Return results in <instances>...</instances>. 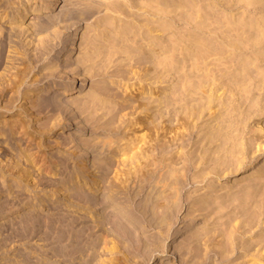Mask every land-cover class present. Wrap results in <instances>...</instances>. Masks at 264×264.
<instances>
[{"label": "rangeland", "instance_id": "obj_1", "mask_svg": "<svg viewBox=\"0 0 264 264\" xmlns=\"http://www.w3.org/2000/svg\"><path fill=\"white\" fill-rule=\"evenodd\" d=\"M52 1L0 0V264H264L263 243L255 244L264 239V214L260 223L244 225L249 219L245 213L253 212L264 199V89L259 90L256 82L248 90L243 83L235 89L232 113V105L228 106L230 79L240 78L244 66L252 73L263 71L264 78V60H256L264 45L245 54L227 51L210 61L214 66L236 57L244 60L239 68L230 69V76L218 78V86L208 84L205 95L213 102L185 126L177 122L173 105H163L162 117L158 114L159 88L169 98L175 89L177 77L172 71L157 82L156 71L147 63L149 74L142 76L141 87L136 78L123 79L116 66V71L111 68L92 78L87 75L89 66H76L93 41L100 46L110 35L125 34L123 28L128 39L138 43L146 34L142 44L146 52L157 37L168 44L175 27L164 33L160 27L171 22L181 27L191 2L214 15H232L233 26L251 15L242 7L232 12L216 0H56L55 10L44 11L42 6ZM26 3L36 20L52 15L58 21L28 30L24 25L33 18L12 22ZM33 8L40 10L31 12ZM68 9L73 11L71 17L62 18ZM263 14L262 9L256 17ZM179 17L182 20L177 21ZM203 20L211 19L199 18ZM205 34L197 31L198 44ZM75 35L78 48L72 50L67 65L61 61L66 54L61 51ZM226 39L214 36L212 43H232ZM239 39L238 45L248 41ZM116 56L119 61L127 53L122 48ZM139 66L131 64L129 74L143 73L145 65ZM188 71L183 67L179 74L185 77ZM105 83L122 92L118 103L99 97V86ZM71 84L69 96L58 95ZM199 95L190 92L177 103L182 116L202 100ZM79 99L87 101L84 106ZM140 100L150 101L146 109H137ZM54 104L68 108L52 109ZM103 104L117 109L107 113ZM231 116L234 125L223 128V136L213 140L209 134L218 133ZM161 119L163 128L157 132L153 125ZM243 126L244 136L236 142L247 148L246 142L254 141L247 153L232 155L233 163H223L232 147V140L225 145L224 137L239 133ZM165 199L179 206L160 226L151 216L161 211L159 201ZM113 216L133 229L141 240L135 242L138 245L124 231L106 225ZM234 226L238 229L225 251L218 230ZM226 254L229 259L224 262Z\"/></svg>", "mask_w": 264, "mask_h": 264}, {"label": "bare ground", "instance_id": "obj_2", "mask_svg": "<svg viewBox=\"0 0 264 264\" xmlns=\"http://www.w3.org/2000/svg\"><path fill=\"white\" fill-rule=\"evenodd\" d=\"M216 1H218V3H220L223 8H232L231 9L232 12L242 7L247 12L248 15H251L250 19L245 20L242 18L239 22H237V25L233 26L232 24L230 25V23H232L234 20V17L232 15H224V14L214 15L208 12L204 7H201V8L199 6L196 7L195 3L191 2L187 4L186 6L188 10H191V12L187 17H184V22H183L185 23L184 25L182 23V26L178 27L176 22H171L167 25L164 23V25L160 27V30L163 33L166 30L168 32L169 29H173L174 27L176 28L172 30V33L170 32L172 34V38L170 39L168 38V41H169L168 44H165V43L163 44V42L159 40V37H157L153 42V49L151 51L149 50L148 52H146L142 45L143 43L146 42V38H147L146 34L145 35L143 34L142 41L140 40V43H138V41H133L132 39L129 40L128 39L129 33L127 30L123 28V32H125V34L123 35L117 34L118 35L117 36L113 32L114 36L111 37L110 35L111 39L107 42L103 40L100 46H97V42L93 41L89 45V49L86 52H84L85 55L83 54L84 56L78 59V62H76L77 63L76 66L82 67V68H86L87 66H89L88 67L89 73H87V75H89L91 78L104 75L108 73L111 68L113 69L112 71H114L115 66H116V69L118 71L123 72V74L119 73V75L123 79L136 78L137 83L141 87L142 85L140 84L142 82V78H144L142 76H146L149 74V69L147 66H150V65H147V63L152 64V68L156 71L155 77L157 78V82L162 81V78L165 77L166 71L168 72L172 71L177 77L176 85L174 86L175 89L171 97L169 98L165 92L166 90L163 89L162 87L159 88L160 93L157 95L158 106H159L158 114H159V117H162L163 105L166 107L173 105V112H174L175 118L177 119V122L183 124L184 126L188 125L189 120L193 115L196 116L198 113H200V111H202L203 108L205 109L209 107L214 100L213 97H207L205 95V91L208 88L207 87L208 84L218 86L219 85V82H217L218 78L220 79V77L224 75L230 76L231 74L230 69L232 67L239 68L237 64L240 65V63L244 62L242 57H236L234 59H231V61H220V62L215 63L214 66L213 65L211 66L210 61L213 58L223 57V54H225L227 51L233 52V51H237L238 49L239 51H241L240 53L245 54L246 51L253 50L254 47L258 46L259 44L264 45V14L261 17H256L259 11H261L262 9L264 10V0H216ZM26 5L28 4L26 3L24 5H21L22 7L17 9L16 14L11 19L12 22L23 23V21L26 18H33L31 19L32 22H30L28 25H24V27L27 28L28 30L32 26L40 28V26L44 24L45 22L46 24H48V22H51V21L53 22V20L58 21V17L55 20V18L52 17V15H49V17H47L46 19L44 17V18H38V20H36L37 17H31V14H29L30 9ZM55 6H59V4L57 5V1L53 0L48 5L42 6V8H44V11H51V10H55ZM39 10L40 9L33 8L31 12H38ZM76 12L77 11L75 10L74 13ZM71 13H73V11L68 9V11L66 10V12H64L63 14L61 13V17L62 18H67L69 16L71 17L72 15ZM202 16L208 19H211V20L210 21L203 20L202 22H199V18H202ZM179 20H182V17H179L177 19V21ZM116 30H119V29L117 28ZM197 31L205 32L206 33L205 35L207 36L206 38L201 39V44H198L197 43L198 40H196ZM214 36L227 38L226 40H229L228 38H231L232 43L227 44V42L223 41L221 45L213 44L212 40ZM239 36H243L244 38L247 37L248 41L246 43H243L242 45H238L239 43L238 40H240ZM78 40H79V37L75 35L74 39L72 40L70 39L66 43V48L61 51L62 52L61 54L66 53L61 59V61H66L67 65L71 64V62L69 61L71 60L70 59L71 53H72V50L78 48L77 46ZM186 40L188 42L183 43ZM122 48H124V52L127 53V56H122V59L120 58L121 60L118 61L117 60L118 57L116 56V53L120 52ZM166 50H170V53H168V55L166 54L163 56V53ZM127 58H129V60H127ZM256 60H258L259 62L261 60H264V48H263V52L259 53V55L256 56ZM135 63L141 64V66L145 65V66H142L141 68V71L143 73H141L140 71L134 70V73L130 75L129 74L130 71L128 70L131 68L130 67L131 64L135 65ZM183 67L186 68V70H189L188 72L183 74L185 75V77H182V75L179 74L180 69H182ZM244 67H243V70L245 69L246 71L244 70L245 73L240 78L230 79L232 83H231V88H230V97L228 101L229 105L228 103L221 105L222 107L227 106V105L230 107L232 105L231 110L229 108L230 110L229 112L231 113L233 112L232 110L235 109V103L237 101V97H234L236 93L235 89L237 86H240L241 84L246 83L248 85L247 87L248 90H253L251 86L253 85L254 87V85H256L255 83L258 82L257 85L260 88L259 90L264 89V84L262 81L264 80V78L261 76L263 71L252 73L251 68H249L248 66H246L245 68ZM118 68H121V69L119 70ZM199 72L203 73L202 74L203 77L199 76L200 75ZM178 75H179V78H178ZM58 76L65 79L64 74L58 73ZM179 79L183 81L181 82L179 81ZM132 86L136 87V85H132ZM99 88L100 89L98 88L97 89H98L99 97L101 99L111 98L118 103L116 98H118L121 95L122 93L121 91L114 90V88L108 86V84L106 83L99 86ZM72 89H73V84H71L68 87H64L60 91V93H58V95L69 96L68 92L71 93ZM156 90H158V88ZM186 92L187 94H190V92L194 94L198 93V95L199 94L201 95L199 96L202 98V100L200 102L198 100L196 101V103H193L191 107L186 109L187 110L186 113L182 116L179 113V110L177 108L178 107L177 103H179L178 105H180V102L182 100L183 101L185 100V98L187 97ZM200 97H198V99ZM203 99H205V101ZM79 100L82 106H84V104L87 102V101H84V99H79ZM165 101H167L166 104H164ZM149 102L150 101L140 100L138 103L137 109L138 108H140L141 110L146 109L145 107H147ZM67 108H68L67 106L63 107L61 104H54V107H52V109H58V110H67ZM104 108L108 109L107 113H112L114 109L115 110L117 109L115 106L103 104L102 109ZM118 109H120V107H118ZM133 111L135 112V110ZM231 117L232 118L230 119V121L228 120L229 122H227L226 125H222L217 129L218 133H216V131H212V134H209L211 137H213L212 138L213 140H215L216 138L220 136L221 137L223 136V131H222L223 128L225 127L229 128L234 125L236 119H234L233 116ZM140 120L141 118L139 117L137 119L139 124L144 125V123L141 122ZM222 120L225 121L227 119L223 118ZM110 121L113 122V119L110 118L109 122ZM123 121L124 120H122V122ZM163 122L164 121L161 119L159 122L153 125L155 131L158 132L160 128H163ZM244 128L245 126H243V128L241 129V131H239V133H231L232 134L231 136L226 137V138L224 137L223 139L224 144L226 145L230 142V140H232V147L230 149V153L223 160V163H233L232 155H234L236 151L243 152L244 154L247 153L248 148H250V145L252 144V141L254 140H250L246 142L247 148L245 147V144L243 145L242 143L236 142V139H238L239 135L244 136V133H245ZM118 141L116 143H118ZM238 144H241L243 146L241 148L240 147L238 148ZM156 145H157V148H161L163 146L162 143H160L159 141H158V144ZM248 165H241V166L245 167ZM86 201L91 202L90 198H87ZM161 201H162V204L159 203L158 205L159 208H161V211L160 212L157 211L158 213L153 211L154 213H152V216H151L152 219L160 226L164 225L166 222H168L173 217V213L175 212V210L178 209V206H179L177 202L173 203L169 199L160 200L159 202ZM250 212L247 211L245 213L249 219L246 221L244 225L253 226L257 223H260L261 216L262 214H264V199H262L258 203L257 207L255 208V210H253V212L251 213ZM108 218L106 221V225L107 223L108 224L110 223L111 226L109 227L111 229H117L118 231L119 230L124 231L132 243L133 242L140 243L138 242V240L139 241L141 240L138 239V237L134 236L133 229L129 225L124 223V221L120 217L113 216L112 219H108ZM235 227L236 226H234V228L229 231H227L226 227L224 228L222 227L220 228V230H218V235H222L220 246H222L223 250L225 249V251H227L228 248L230 247L232 243V236L234 232H236L238 229V227H236L237 229ZM174 236H177V231L175 232ZM208 237H211V236H208ZM260 242L263 243L262 246L264 247V239L259 240L255 244H259ZM222 257H223L222 258L223 261L224 260L227 261V259H229V255L227 254ZM151 264H159V263H157V261H153Z\"/></svg>", "mask_w": 264, "mask_h": 264}]
</instances>
